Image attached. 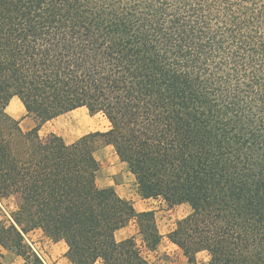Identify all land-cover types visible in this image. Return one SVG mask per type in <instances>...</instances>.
<instances>
[{"label":"trees","instance_id":"trees-1","mask_svg":"<svg viewBox=\"0 0 264 264\" xmlns=\"http://www.w3.org/2000/svg\"><path fill=\"white\" fill-rule=\"evenodd\" d=\"M17 97L36 124L7 111ZM85 108L105 131L72 142L39 125ZM111 146L143 199L188 203L167 233L188 264H264V0H0V246L42 264L23 233L64 241L68 264H154L161 234L99 187Z\"/></svg>","mask_w":264,"mask_h":264},{"label":"rangeland","instance_id":"rangeland-1","mask_svg":"<svg viewBox=\"0 0 264 264\" xmlns=\"http://www.w3.org/2000/svg\"><path fill=\"white\" fill-rule=\"evenodd\" d=\"M19 103L17 98L9 102V108ZM7 107L8 113L10 110ZM24 111L21 116L20 126L23 130L33 127L37 119L33 115H26ZM109 124L105 117L99 113L89 114L85 108H79L55 118L49 119L39 125V134L60 135L66 142H72L78 137L92 131H105ZM95 158L100 163V171L97 176V184L103 187L108 183L123 198L130 200L137 211L152 210L161 240L155 251L147 250L142 243L141 236L135 221H130L125 227L115 233L117 240L133 238L136 246L143 256L154 264H188L182 251L168 238L167 233L175 226L180 218L189 211L188 203L170 204L161 198L143 199L137 191L136 181L129 174L127 167L116 156L111 146L100 145L94 152ZM18 201L14 196L0 199V218L12 219V213L17 210ZM25 244L36 254L42 264H68L65 257L66 245L60 241H54L43 228H33L23 233ZM0 264H31L14 253L0 246ZM193 264H208V256L205 252L197 255V261Z\"/></svg>","mask_w":264,"mask_h":264},{"label":"crops","instance_id":"crops-1","mask_svg":"<svg viewBox=\"0 0 264 264\" xmlns=\"http://www.w3.org/2000/svg\"><path fill=\"white\" fill-rule=\"evenodd\" d=\"M14 98H17V97H14ZM13 99V98H12ZM18 99V98H17ZM19 100V99H18ZM9 104H8V108H9ZM9 110H10V115L11 116H13L15 119H20L21 118V116L23 115V113H24V111H25V108H24V106H23V104L21 103V101L19 100V103H17V102H14V105L12 106V107H10L9 108ZM26 112V111H25ZM123 163V162H122ZM129 172V171H128ZM129 174H131L130 172H129ZM131 176L133 177V179L135 180V178H134V176L131 174ZM112 184L113 183H108V184H106V185H104L103 187H108V186H112ZM113 187V186H112ZM60 242H63L64 243V241H62V240H60Z\"/></svg>","mask_w":264,"mask_h":264}]
</instances>
